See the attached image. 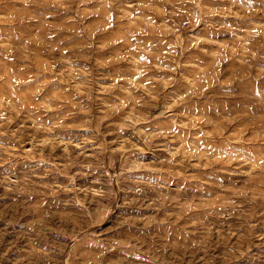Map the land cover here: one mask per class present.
Segmentation results:
<instances>
[{
	"label": "rangeland",
	"instance_id": "rangeland-1",
	"mask_svg": "<svg viewBox=\"0 0 264 264\" xmlns=\"http://www.w3.org/2000/svg\"><path fill=\"white\" fill-rule=\"evenodd\" d=\"M0 264H264V0H0Z\"/></svg>",
	"mask_w": 264,
	"mask_h": 264
}]
</instances>
